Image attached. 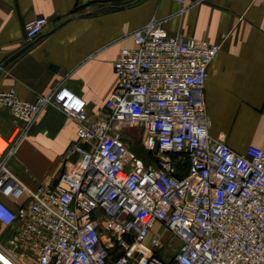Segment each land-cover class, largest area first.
<instances>
[{"label":"built area","instance_id":"built-area-1","mask_svg":"<svg viewBox=\"0 0 264 264\" xmlns=\"http://www.w3.org/2000/svg\"><path fill=\"white\" fill-rule=\"evenodd\" d=\"M47 22L29 21L25 40ZM129 37L97 117L62 83L31 101L0 91V109L15 122L13 139L0 133V160L48 107L77 123L76 158L49 183L28 185L0 161V189L29 198L16 208L0 199V226L10 232L0 236V264H264V140L236 152L208 132L203 88L217 46L169 35L155 21ZM127 126H139L161 155L138 159L122 135ZM156 223L162 232L146 241Z\"/></svg>","mask_w":264,"mask_h":264},{"label":"crops","instance_id":"crops-1","mask_svg":"<svg viewBox=\"0 0 264 264\" xmlns=\"http://www.w3.org/2000/svg\"><path fill=\"white\" fill-rule=\"evenodd\" d=\"M185 1L181 5L174 0H0V91L12 88L31 101L62 83L85 100L89 116L97 117L105 112L104 102L117 85L113 64L119 51L133 47L129 34L155 21L169 35L217 46L203 88L210 136L236 152L260 145L264 0ZM36 17L46 18L47 26L27 42L24 27ZM14 126L9 113L0 109V133L10 138ZM76 130L73 118L48 107L0 161L28 185L49 183L67 159L76 158L69 154ZM44 164L49 167L42 168ZM0 199L12 208L29 203L26 196L13 200L4 189ZM9 233L0 226L1 237Z\"/></svg>","mask_w":264,"mask_h":264},{"label":"rangeland","instance_id":"rangeland-1","mask_svg":"<svg viewBox=\"0 0 264 264\" xmlns=\"http://www.w3.org/2000/svg\"><path fill=\"white\" fill-rule=\"evenodd\" d=\"M122 135L124 139L126 140V144L129 150L133 152L136 155V157L142 160L143 162L152 163L156 156L161 155L156 149L155 142L152 138H145L143 140V133L139 126H127L125 130L122 132ZM13 136L14 134L9 139L10 140L13 139ZM4 147L5 146H3L1 149H3ZM8 165L9 164H7V166ZM42 166H41L42 168L49 167V166H45V164ZM162 230H163V227L159 223H156L153 229L151 230V233L147 236L146 241L149 240L152 233L162 232ZM163 232H164L163 234L164 238L165 239L168 238L169 237L168 232L167 231H163ZM175 245L176 243H173L174 248H175Z\"/></svg>","mask_w":264,"mask_h":264},{"label":"trees","instance_id":"trees-1","mask_svg":"<svg viewBox=\"0 0 264 264\" xmlns=\"http://www.w3.org/2000/svg\"><path fill=\"white\" fill-rule=\"evenodd\" d=\"M173 157H175L174 155H173ZM177 169H178V175L179 176H182V175H184L185 173H186V171H187V162L185 161V162H178L177 163ZM116 250H112V252H115Z\"/></svg>","mask_w":264,"mask_h":264},{"label":"water","instance_id":"water-1","mask_svg":"<svg viewBox=\"0 0 264 264\" xmlns=\"http://www.w3.org/2000/svg\"><path fill=\"white\" fill-rule=\"evenodd\" d=\"M24 51V49L18 51L17 53H15L14 55H12L7 61L4 62V65L7 64L8 62L12 61L13 59H15L19 54H21ZM58 175V174H57ZM57 177V176H56Z\"/></svg>","mask_w":264,"mask_h":264},{"label":"bare ground","instance_id":"bare-ground-1","mask_svg":"<svg viewBox=\"0 0 264 264\" xmlns=\"http://www.w3.org/2000/svg\"><path fill=\"white\" fill-rule=\"evenodd\" d=\"M0 141L3 142L5 145H6V143H7V142H6L5 140H3L2 138H0ZM2 147H3V144L1 143V144H0V151H1V148H2Z\"/></svg>","mask_w":264,"mask_h":264}]
</instances>
